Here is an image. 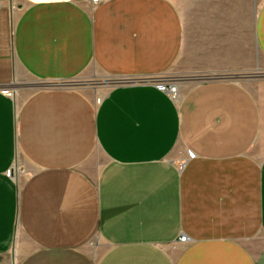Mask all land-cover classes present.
<instances>
[{
  "label": "crops",
  "instance_id": "obj_1",
  "mask_svg": "<svg viewBox=\"0 0 264 264\" xmlns=\"http://www.w3.org/2000/svg\"><path fill=\"white\" fill-rule=\"evenodd\" d=\"M89 3L0 0V264H264L253 95L151 83L264 62V0ZM90 73L118 83L96 104Z\"/></svg>",
  "mask_w": 264,
  "mask_h": 264
},
{
  "label": "rangeland",
  "instance_id": "obj_2",
  "mask_svg": "<svg viewBox=\"0 0 264 264\" xmlns=\"http://www.w3.org/2000/svg\"><path fill=\"white\" fill-rule=\"evenodd\" d=\"M158 80L161 81L159 83L160 85L176 83L179 88V97L192 86L208 81H234L244 86L253 95L261 115L259 134L248 154L250 157L258 161L264 159V62L262 59H256V63L252 70L234 73L186 75L174 67ZM24 83L26 84V87H30L31 84H33L29 79L24 81ZM73 83L75 84L72 87L73 89L85 93L95 102V104L99 102L105 93L118 84L115 80L107 77L104 78L98 73L81 75L79 79H76ZM21 91L22 93H29L31 92V89L30 91L28 88L22 89ZM103 250H105L104 243L98 239V236L93 238L88 245V252L94 263Z\"/></svg>",
  "mask_w": 264,
  "mask_h": 264
},
{
  "label": "built area",
  "instance_id": "obj_3",
  "mask_svg": "<svg viewBox=\"0 0 264 264\" xmlns=\"http://www.w3.org/2000/svg\"><path fill=\"white\" fill-rule=\"evenodd\" d=\"M89 4H91L92 6H96L98 5V3L102 2V0H89ZM157 79H151V83L155 84V86L161 90H163L164 92H166L169 97L173 100V101H178L179 99V88L178 85L176 83H167V84H159L161 81ZM142 82V81H141ZM3 94L6 97H11L12 96V92L10 91H3ZM186 241V237H180L179 242L180 243H184Z\"/></svg>",
  "mask_w": 264,
  "mask_h": 264
}]
</instances>
